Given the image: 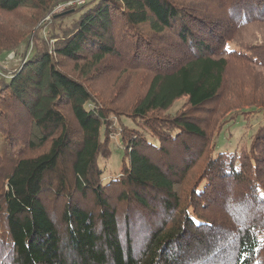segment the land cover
I'll return each mask as SVG.
<instances>
[{
  "label": "trees",
  "instance_id": "1",
  "mask_svg": "<svg viewBox=\"0 0 264 264\" xmlns=\"http://www.w3.org/2000/svg\"><path fill=\"white\" fill-rule=\"evenodd\" d=\"M71 1L0 0L26 26L0 24V56L28 41L0 74V264H264V125L240 150L214 142L219 121L264 117V0H91L55 14ZM235 66L250 78L230 79ZM119 68L147 82L130 113L98 86ZM234 88L241 100L220 110ZM113 115L134 126L117 131ZM116 133L122 168L105 182Z\"/></svg>",
  "mask_w": 264,
  "mask_h": 264
},
{
  "label": "rangeland",
  "instance_id": "2",
  "mask_svg": "<svg viewBox=\"0 0 264 264\" xmlns=\"http://www.w3.org/2000/svg\"><path fill=\"white\" fill-rule=\"evenodd\" d=\"M87 1L89 2L91 0L71 1L66 5H61V6H64L63 9H60L61 6H58L55 9V14L59 13V17L64 16L63 12L67 7L73 6L75 4L81 5ZM26 11L27 10H21V12L18 13L19 16L22 17L26 15L27 13ZM76 18H78V16L75 15L72 18L67 19L64 25L66 26L71 25L73 20ZM8 22H12L13 25L17 27L20 26L22 29L23 28L26 29V26H22V24H20V20L18 19L17 15L0 12V24H4ZM46 35H43V36L46 38ZM27 47H28V41L25 40L16 49L5 51L2 53V55L0 56V74H2L1 71H6V74L8 76H11L13 73H15L18 67H20V65L23 63L25 54L27 52ZM242 69H247V68H243L240 66L233 67L232 72L230 73L232 78L230 79L237 81L236 78L240 77L241 75L243 78L248 77L249 79L250 71L242 70ZM236 70L241 71V73H237ZM129 74H130L129 71H124V69L119 68V71L116 70L114 74L109 76L107 79H104V81L98 85L100 90L102 89L103 91H106V93L104 94H106V98H108L107 101L111 102V107L116 108V109L121 108V110H118V111H122V112L126 111V113H130V111H127V110H130V107L134 99L136 98L137 95L140 94L139 91L145 90V86L147 85V82L145 81L143 75L131 77L129 76ZM237 75H240V76H237ZM235 88L230 93H233V92L237 93L238 90H241L239 88L235 90ZM238 92H240L239 96L236 95V96H233V98L232 96H230L228 98L229 100L223 102L220 105V110L229 103H233L235 101L239 102L241 100L240 97H242L241 95L242 92L241 91H238ZM187 106H188L187 100L183 98L182 100L177 101L169 112L170 114L174 115L176 114V112L182 111L185 108H187ZM127 116L129 115H123V116L113 115L111 117L110 121L112 123L114 122V126L116 127L115 129H117V131L120 132L122 130L121 129L122 124L129 126V128L134 126L130 118ZM222 122L223 120L221 122L219 121V128H218L219 130L222 126L221 128L222 131L216 136V139L214 141L215 144L217 145V150L219 152L221 151L234 152V151L240 150V148L243 145H246V146L250 145L251 136L256 133L258 128L264 125V117L261 115H257L251 118L250 121L240 118L234 123L228 124L227 122L226 124L221 125ZM110 143H111V150H112L111 157L106 158V159H101L100 161V166L102 170L104 171L105 182L109 179H113L116 175H118L121 170L120 168H122V161H121L122 156L121 155L123 151V145L121 142L120 133H116V135L112 136ZM217 210L220 211L222 209H217ZM141 217H142L140 221L141 225L143 224V222H146V221H147L146 225L151 222L153 224L155 220L149 214H143ZM142 226L141 227L139 226V228L137 229V233L139 230H142L144 228Z\"/></svg>",
  "mask_w": 264,
  "mask_h": 264
},
{
  "label": "built area",
  "instance_id": "3",
  "mask_svg": "<svg viewBox=\"0 0 264 264\" xmlns=\"http://www.w3.org/2000/svg\"><path fill=\"white\" fill-rule=\"evenodd\" d=\"M63 8H64V6H61V7H60V9H63Z\"/></svg>",
  "mask_w": 264,
  "mask_h": 264
},
{
  "label": "water",
  "instance_id": "4",
  "mask_svg": "<svg viewBox=\"0 0 264 264\" xmlns=\"http://www.w3.org/2000/svg\"><path fill=\"white\" fill-rule=\"evenodd\" d=\"M65 14H67V13H64L63 15H65Z\"/></svg>",
  "mask_w": 264,
  "mask_h": 264
}]
</instances>
